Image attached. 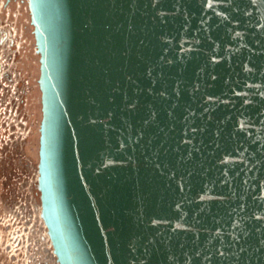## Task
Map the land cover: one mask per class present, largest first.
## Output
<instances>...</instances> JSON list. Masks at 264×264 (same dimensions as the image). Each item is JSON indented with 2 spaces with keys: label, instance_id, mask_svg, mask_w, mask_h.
Here are the masks:
<instances>
[{
  "label": "water",
  "instance_id": "water-1",
  "mask_svg": "<svg viewBox=\"0 0 264 264\" xmlns=\"http://www.w3.org/2000/svg\"><path fill=\"white\" fill-rule=\"evenodd\" d=\"M25 1L56 264H264V0Z\"/></svg>",
  "mask_w": 264,
  "mask_h": 264
},
{
  "label": "rangeland",
  "instance_id": "rangeland-1",
  "mask_svg": "<svg viewBox=\"0 0 264 264\" xmlns=\"http://www.w3.org/2000/svg\"><path fill=\"white\" fill-rule=\"evenodd\" d=\"M19 20L25 23L27 15ZM24 31L28 35L19 52L6 58L0 52V69L10 66L8 75L0 72V264L56 262L39 215L36 187L38 54L30 31Z\"/></svg>",
  "mask_w": 264,
  "mask_h": 264
},
{
  "label": "flooded vegetation",
  "instance_id": "flooded-vegetation-1",
  "mask_svg": "<svg viewBox=\"0 0 264 264\" xmlns=\"http://www.w3.org/2000/svg\"><path fill=\"white\" fill-rule=\"evenodd\" d=\"M21 14H23V18L24 15H27V21L25 23L19 20ZM31 26L32 25L30 24V20L28 18V11L25 0H0V52L5 56V58L8 57L10 54L13 57L16 52H19V50L22 49L23 43L26 41L28 35L24 31V29L29 30L33 38ZM32 40H33L32 44L34 48V39ZM9 68L10 66L7 64L5 67H2L0 69V72L5 73V75H8ZM36 79L37 78H35V80ZM36 86H37L36 88L38 89L37 84ZM37 130H38V126L36 127V131ZM5 157H6V165L8 166L9 161H8V154H6V152H5ZM7 166L5 168L6 177L9 174ZM51 255L53 256L52 253ZM53 258L55 257L53 256ZM46 264H56V262L54 261L49 262L46 260Z\"/></svg>",
  "mask_w": 264,
  "mask_h": 264
},
{
  "label": "bare ground",
  "instance_id": "bare-ground-1",
  "mask_svg": "<svg viewBox=\"0 0 264 264\" xmlns=\"http://www.w3.org/2000/svg\"><path fill=\"white\" fill-rule=\"evenodd\" d=\"M26 6H27V4H26ZM27 10H28V8H27ZM29 13V12H28ZM34 53H36V52H34ZM37 54V53H36ZM39 63V62H38ZM38 66H39V64H38ZM38 73H39V69H38ZM36 81H37V79H36ZM38 85V84H37ZM39 89V88H38ZM40 92V91H39ZM39 103H40V95H39ZM40 116H41V111H40ZM39 121H40V119H39ZM38 126H39V124H38ZM38 134H39V132H38ZM37 152H38V148H37ZM37 155H38V153H37ZM38 160V159H37ZM45 231H46V228H45ZM46 236H47V234H46ZM48 241H49V239H48Z\"/></svg>",
  "mask_w": 264,
  "mask_h": 264
}]
</instances>
